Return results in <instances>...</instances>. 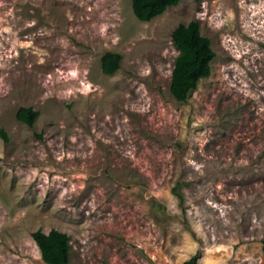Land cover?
<instances>
[{
  "label": "rangeland",
  "instance_id": "1",
  "mask_svg": "<svg viewBox=\"0 0 264 264\" xmlns=\"http://www.w3.org/2000/svg\"><path fill=\"white\" fill-rule=\"evenodd\" d=\"M194 20L216 58L178 102L172 34ZM0 130V264H46L39 230L71 264H264V0L148 23L131 0H0Z\"/></svg>",
  "mask_w": 264,
  "mask_h": 264
},
{
  "label": "trees",
  "instance_id": "2",
  "mask_svg": "<svg viewBox=\"0 0 264 264\" xmlns=\"http://www.w3.org/2000/svg\"><path fill=\"white\" fill-rule=\"evenodd\" d=\"M182 0H131L136 18L144 23L161 16L168 8L177 6ZM173 44L179 51L172 72L170 92L178 102H186L190 94L197 89L201 79L208 78L212 72V62L216 54L211 40L202 35L200 23L196 20L179 25L172 34ZM122 56L119 53H107L102 58V70L113 75L120 69ZM39 113L32 108H21L17 120L33 127ZM0 137L9 142L8 135L0 130ZM1 163V158H0ZM1 184V166H0ZM174 194L182 201L178 189ZM46 264H71V238L68 234L52 230L48 234L39 230L32 234ZM264 252V241H263ZM200 254L194 255L184 264H198Z\"/></svg>",
  "mask_w": 264,
  "mask_h": 264
}]
</instances>
